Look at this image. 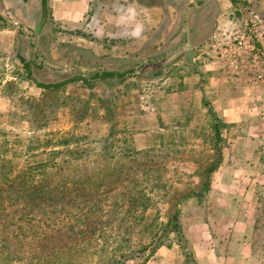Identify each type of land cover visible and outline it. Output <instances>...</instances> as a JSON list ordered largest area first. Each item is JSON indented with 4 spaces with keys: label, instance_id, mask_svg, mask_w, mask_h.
Masks as SVG:
<instances>
[{
    "label": "rangeland",
    "instance_id": "obj_1",
    "mask_svg": "<svg viewBox=\"0 0 264 264\" xmlns=\"http://www.w3.org/2000/svg\"><path fill=\"white\" fill-rule=\"evenodd\" d=\"M192 1L204 2L92 0L79 21L66 24L41 0H0V158L41 177L52 150L60 161L77 146L85 150L79 161L57 166L82 176L81 192L89 194L82 203L69 195L31 202L19 184L4 185L0 241L9 244L13 264H36L70 247L85 264L95 248L126 250L163 228L164 245L125 264H185L166 226L176 209L192 254L187 264H264V143L247 146L252 156L232 146L258 132L223 123L212 105L202 42L213 34ZM223 6L218 1L219 13ZM228 6L239 21L256 16L264 27V0ZM232 36L225 30L222 45ZM102 71L122 74L94 77ZM76 77L87 81L38 85Z\"/></svg>",
    "mask_w": 264,
    "mask_h": 264
},
{
    "label": "crops",
    "instance_id": "obj_2",
    "mask_svg": "<svg viewBox=\"0 0 264 264\" xmlns=\"http://www.w3.org/2000/svg\"><path fill=\"white\" fill-rule=\"evenodd\" d=\"M40 1V0H39ZM92 0H46L48 7L54 16L66 24L79 21V17L88 11ZM198 2L195 9L198 12V19L210 29L209 40L205 44L207 56L203 60L210 61L206 71L210 81V93L213 96L211 103L218 112L223 123L245 125L249 131L256 133L258 138L242 136L232 139V146L237 149L239 155L252 156L253 146L257 142L264 143V67L258 65L248 56L244 59L237 57L229 47L222 42L226 41L225 30L232 35L239 29L240 22L227 10L234 4L232 0H203ZM223 3L224 11H217V5ZM41 5L39 6V10ZM189 14V10H188ZM2 17L4 15L0 14ZM207 25V26H206ZM72 26L78 27V24ZM213 36V37H212ZM233 37V36H232ZM207 47V48H206ZM218 49V50H216ZM212 57V59H210ZM194 82L196 78L193 76ZM200 86V85H199ZM254 135V134H253ZM250 145L252 148H247ZM244 172H252V166L246 167ZM249 221V219H248ZM250 223L246 226L250 228Z\"/></svg>",
    "mask_w": 264,
    "mask_h": 264
},
{
    "label": "trees",
    "instance_id": "obj_3",
    "mask_svg": "<svg viewBox=\"0 0 264 264\" xmlns=\"http://www.w3.org/2000/svg\"><path fill=\"white\" fill-rule=\"evenodd\" d=\"M232 1L234 3L236 2V0ZM42 6L47 9L46 0H42ZM121 74L122 73L114 71H102L96 73L94 77H100L101 79H103L106 77L120 76ZM77 79H80L84 82L87 81L85 78L76 77L60 83L38 85L44 88H56ZM210 113L215 118L213 110H210ZM67 141L64 140L63 143H68ZM67 147H69V144ZM84 151V149H81L76 146L74 149L68 151V154H65V156L62 157L60 161H57L56 156L58 154L60 155L61 152L57 150H52L50 154H53L54 156L56 154L53 159L54 161L53 163L46 161L45 164H43V170H41L43 173L41 177L38 176L37 170H32L33 168H20L15 170V164L13 163V161L8 158H0V190H2V187L4 185L10 188L17 187L18 189L22 190L21 197L23 196L25 200L31 202L41 201L51 203L57 201L58 199H64L66 195L72 197L73 201L75 202H85L86 199L84 197L85 195L89 194L88 191L81 192L83 188L82 182L84 178L82 176H70V173L58 170L57 166L59 165V168H62L63 164L69 165L74 161H79ZM207 177L208 175H206V179L204 181V190H207L208 188ZM69 182H72V185H69ZM15 184L19 185L15 187L13 186ZM13 192L14 191L11 190L8 195L10 196ZM1 195L2 194L0 192V202ZM178 214L179 210L176 209L174 213L170 216L166 226H168V228L174 231V233L176 234L178 244L181 246L183 253L186 256L185 264H187L190 259V262H192V254L191 251L188 249L186 239L182 234ZM164 233V228L161 230L157 229L151 233L150 240L147 243L139 244L136 247L128 245V248L126 250H110L107 247L100 246V248H95L91 252L87 253L89 261L85 264H125L128 260L134 258L140 257L146 259L150 255H152V253H154L158 247L165 244ZM67 250L68 252L61 251V249H53L50 252L39 256L36 264H82L79 263L78 260H76L74 254H71V251L73 253L75 251L74 247H70ZM0 264H13L9 244L4 238H1L0 241Z\"/></svg>",
    "mask_w": 264,
    "mask_h": 264
},
{
    "label": "built area",
    "instance_id": "obj_4",
    "mask_svg": "<svg viewBox=\"0 0 264 264\" xmlns=\"http://www.w3.org/2000/svg\"><path fill=\"white\" fill-rule=\"evenodd\" d=\"M239 29L229 41V47L239 58L246 56L252 62L264 67V27L256 16H249L240 22Z\"/></svg>",
    "mask_w": 264,
    "mask_h": 264
},
{
    "label": "water",
    "instance_id": "obj_5",
    "mask_svg": "<svg viewBox=\"0 0 264 264\" xmlns=\"http://www.w3.org/2000/svg\"><path fill=\"white\" fill-rule=\"evenodd\" d=\"M192 5H197L198 2L197 1H192L191 2ZM41 5H42V0H41ZM188 8L189 7H186L185 10H184V14H183V19L185 21V24H184V34L186 36V41L184 44H182V48L183 49H186L187 46H188V34H189V21H188ZM43 16H44V11H42L41 13V16H40V19H39V24H38V29H40L41 27V24L40 22L42 21L43 19ZM7 25H13V26H19V24H10L9 22H6ZM36 46H37V42H36Z\"/></svg>",
    "mask_w": 264,
    "mask_h": 264
}]
</instances>
